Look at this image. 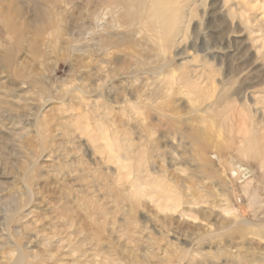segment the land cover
<instances>
[{"label":"rangeland","instance_id":"374dc122","mask_svg":"<svg viewBox=\"0 0 264 264\" xmlns=\"http://www.w3.org/2000/svg\"><path fill=\"white\" fill-rule=\"evenodd\" d=\"M152 3L0 0V264H264V0Z\"/></svg>","mask_w":264,"mask_h":264},{"label":"bare ground","instance_id":"6f19581e","mask_svg":"<svg viewBox=\"0 0 264 264\" xmlns=\"http://www.w3.org/2000/svg\"><path fill=\"white\" fill-rule=\"evenodd\" d=\"M119 3H122L124 5H137V3H141L142 1L147 0H117ZM169 3L171 4V0H153V3L151 5V10L155 12V17L153 19H156V22L158 25L161 26L159 31L162 33H167L171 27V21H169V14L170 11ZM159 10V12H158ZM171 18V17H170ZM100 22V21H99Z\"/></svg>","mask_w":264,"mask_h":264}]
</instances>
